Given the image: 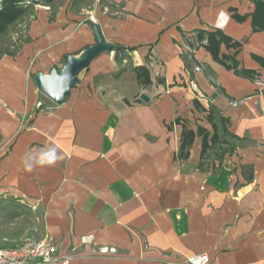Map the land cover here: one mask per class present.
<instances>
[{
	"label": "crops",
	"instance_id": "1",
	"mask_svg": "<svg viewBox=\"0 0 264 264\" xmlns=\"http://www.w3.org/2000/svg\"><path fill=\"white\" fill-rule=\"evenodd\" d=\"M52 3L30 8L20 29L27 40L0 56V248L49 236L69 260L35 264H191L192 256L264 264V31L230 11L250 14L254 3ZM92 23L127 48L100 52L57 104L33 74L93 44ZM200 28L242 41L236 58L258 77L226 69L203 46L192 49ZM140 65L149 84L136 78ZM210 103L244 140L205 159L196 135L187 158L176 157L183 127L212 132Z\"/></svg>",
	"mask_w": 264,
	"mask_h": 264
},
{
	"label": "trees",
	"instance_id": "2",
	"mask_svg": "<svg viewBox=\"0 0 264 264\" xmlns=\"http://www.w3.org/2000/svg\"><path fill=\"white\" fill-rule=\"evenodd\" d=\"M29 1V2H27ZM40 0H1L0 1V40L5 37L6 34L11 31L18 23H21L24 17L28 14L30 8L38 3ZM53 0H44L47 4L53 7ZM254 3V10L250 14H239L237 13L235 8H230L231 16L241 22L245 20L249 15L251 16V26L252 31H264V0H251ZM53 15L49 17L52 19ZM196 42H189V45L192 49L197 48L199 46H203L207 52L210 53L212 59L224 66L228 70H233V72L239 76H243L252 80H255L259 73L255 69L245 68L240 65V61L236 58L238 50L242 45V41L233 39L229 35H227L220 28H212V29H196ZM19 42L26 41L27 39H23L22 35L18 38ZM15 42V41H14ZM12 44V49L7 46L0 48V56L2 54H15V51L19 48L20 43ZM224 45L227 50L234 49V52L221 53L220 48ZM127 47L122 45L115 44L114 49L116 52L118 50H125ZM134 48V47H128ZM189 54H182V58L184 60L187 59ZM255 56V55H253ZM256 58H259L255 56ZM262 61V60H261ZM197 62V61H196ZM263 63V62H262ZM197 64H199L197 62ZM135 74L137 80L141 84H149L151 82L149 70L146 66L140 65L135 67ZM211 83L217 87L216 83L212 81ZM220 89V88H219ZM198 109L203 110V107L196 103ZM206 120L210 123L212 132H210L205 127L199 125L196 130L188 129L183 127L180 137V146L177 151L176 157L178 158H187L189 153V148L193 143V140L196 135L202 137L201 141V151L200 157H204L207 151L213 146H218L219 151L216 152V156L220 157L226 152H232L234 147L236 146V142L244 140L243 137H239L237 135L232 134L227 129L228 119L224 117L220 110L217 109L215 105L212 103L209 104L206 114ZM178 121V118L176 119ZM221 143L227 144L225 149L220 147Z\"/></svg>",
	"mask_w": 264,
	"mask_h": 264
},
{
	"label": "water",
	"instance_id": "3",
	"mask_svg": "<svg viewBox=\"0 0 264 264\" xmlns=\"http://www.w3.org/2000/svg\"><path fill=\"white\" fill-rule=\"evenodd\" d=\"M94 35V43L87 46L78 55H66L65 63L58 69L52 68L49 72H36L33 74L38 89L49 99L57 104H62L70 94V90L78 81V73L87 67L90 61L100 52L114 49L115 44L107 42L102 35L101 29L96 24H91ZM215 97V94L213 95ZM141 99L149 98L142 93Z\"/></svg>",
	"mask_w": 264,
	"mask_h": 264
},
{
	"label": "built area",
	"instance_id": "4",
	"mask_svg": "<svg viewBox=\"0 0 264 264\" xmlns=\"http://www.w3.org/2000/svg\"><path fill=\"white\" fill-rule=\"evenodd\" d=\"M196 69H199V67H196ZM41 104L40 101L36 102L38 107ZM57 260L67 263L69 258L61 257L56 253L55 242L49 236L35 240L27 239L24 242L0 248V264H35L37 262H53ZM187 260L191 264H205L208 258L206 256H192ZM160 264L175 263L166 261Z\"/></svg>",
	"mask_w": 264,
	"mask_h": 264
},
{
	"label": "rangeland",
	"instance_id": "5",
	"mask_svg": "<svg viewBox=\"0 0 264 264\" xmlns=\"http://www.w3.org/2000/svg\"><path fill=\"white\" fill-rule=\"evenodd\" d=\"M28 2V1H27ZM19 29V30H18ZM20 29H25V23H21L19 26H15L14 28L11 29V31H9L8 34L5 35V37L3 39L0 40V48L7 46L10 49H12V44H17L19 42L18 38L22 35V31L20 32ZM15 41V42H14ZM58 69L60 67H57ZM83 73V69L79 72L78 74V78L82 75ZM220 147L222 149H225V147H227V144L225 143H221ZM219 151L218 146H213L212 148H210L206 155L204 156L205 159H209L212 158L211 156H215L216 152ZM2 202H5L4 200Z\"/></svg>",
	"mask_w": 264,
	"mask_h": 264
}]
</instances>
